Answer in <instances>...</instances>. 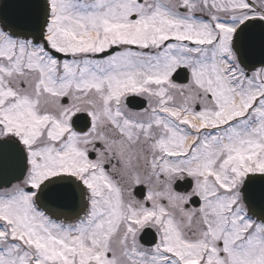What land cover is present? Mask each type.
Listing matches in <instances>:
<instances>
[{"label":"snow or ice","instance_id":"1","mask_svg":"<svg viewBox=\"0 0 264 264\" xmlns=\"http://www.w3.org/2000/svg\"><path fill=\"white\" fill-rule=\"evenodd\" d=\"M0 264H264V0H0Z\"/></svg>","mask_w":264,"mask_h":264}]
</instances>
